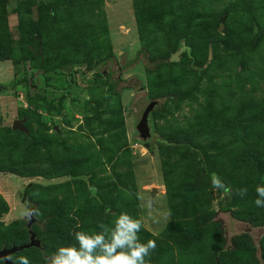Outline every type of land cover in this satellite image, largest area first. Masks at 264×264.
I'll return each mask as SVG.
<instances>
[{
  "label": "rangeland",
  "instance_id": "1",
  "mask_svg": "<svg viewBox=\"0 0 264 264\" xmlns=\"http://www.w3.org/2000/svg\"><path fill=\"white\" fill-rule=\"evenodd\" d=\"M108 56L117 90L96 72ZM23 77L34 87L1 88ZM258 187L264 0H0V250L28 243L25 209L41 242L14 264L78 249L77 232L122 213L156 242L146 264H264Z\"/></svg>",
  "mask_w": 264,
  "mask_h": 264
},
{
  "label": "clouds",
  "instance_id": "2",
  "mask_svg": "<svg viewBox=\"0 0 264 264\" xmlns=\"http://www.w3.org/2000/svg\"><path fill=\"white\" fill-rule=\"evenodd\" d=\"M212 182L215 187L223 188L226 193L229 191L219 178L214 177ZM244 191L246 190H242L241 194ZM256 191L259 198L255 200V205L264 208V187H258ZM22 215L30 218L33 210L25 209ZM101 227L103 230L99 233L77 232L75 238L79 242V248L60 247L56 252L58 254L49 256L50 261L46 258L45 264H146L145 258L157 247L152 239L147 243L140 242L137 233L142 227V222L139 219H130L127 214L120 215L114 230H109L103 225ZM19 264H29V260L21 256Z\"/></svg>",
  "mask_w": 264,
  "mask_h": 264
},
{
  "label": "trees",
  "instance_id": "3",
  "mask_svg": "<svg viewBox=\"0 0 264 264\" xmlns=\"http://www.w3.org/2000/svg\"><path fill=\"white\" fill-rule=\"evenodd\" d=\"M141 56L143 57V59L146 58L144 51L139 52L133 60L122 65L120 69H128L129 66H132L134 64L141 62L143 60L140 58ZM95 68H96L97 73L98 71H101V70L104 71L107 81L112 85V87H114V89L116 90L119 89L120 81L115 76L119 73L120 69L116 67V62H115L114 57L108 56L106 58L99 60L96 63ZM59 70L61 72L66 73L69 76H74L75 73L79 72V70L75 68L72 64L62 65ZM21 84H26V85L34 87L31 79H27L23 77L20 79H14L8 85L1 86V88L6 89L8 87L17 86ZM174 146L180 147V148H187L193 152H197L199 155H202L199 149H197L195 146L187 142L175 143ZM8 172H11V171H8Z\"/></svg>",
  "mask_w": 264,
  "mask_h": 264
},
{
  "label": "water",
  "instance_id": "4",
  "mask_svg": "<svg viewBox=\"0 0 264 264\" xmlns=\"http://www.w3.org/2000/svg\"><path fill=\"white\" fill-rule=\"evenodd\" d=\"M157 106L156 102H146V106L140 112L137 118V131L141 135V137L149 138L150 137V114ZM13 129H22L20 126L17 125V122L13 123ZM30 222L27 225L28 227V234H29V241L27 244L19 245V246H12L10 248H4L0 250V261L3 264H14L12 259H7V257H12L14 254L22 252L24 250L30 248H41V242L39 239L36 238V234L30 229L31 223H33L34 218L33 215L29 218Z\"/></svg>",
  "mask_w": 264,
  "mask_h": 264
}]
</instances>
